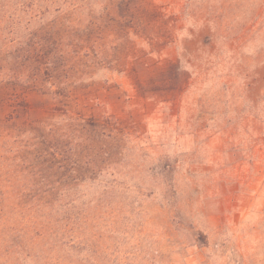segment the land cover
Here are the masks:
<instances>
[{"label":"rangeland","instance_id":"374dc122","mask_svg":"<svg viewBox=\"0 0 264 264\" xmlns=\"http://www.w3.org/2000/svg\"><path fill=\"white\" fill-rule=\"evenodd\" d=\"M4 157L73 264H264V0H0Z\"/></svg>","mask_w":264,"mask_h":264},{"label":"trees","instance_id":"16d2710c","mask_svg":"<svg viewBox=\"0 0 264 264\" xmlns=\"http://www.w3.org/2000/svg\"><path fill=\"white\" fill-rule=\"evenodd\" d=\"M7 181L0 176V183ZM56 197L52 188L29 193L0 188V264H73L70 218H56Z\"/></svg>","mask_w":264,"mask_h":264}]
</instances>
